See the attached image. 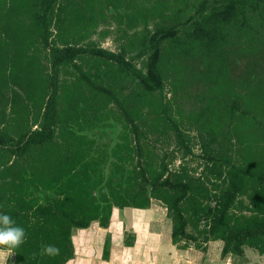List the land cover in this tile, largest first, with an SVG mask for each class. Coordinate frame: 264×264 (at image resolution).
Segmentation results:
<instances>
[{"label": "trees", "instance_id": "1", "mask_svg": "<svg viewBox=\"0 0 264 264\" xmlns=\"http://www.w3.org/2000/svg\"><path fill=\"white\" fill-rule=\"evenodd\" d=\"M0 115L7 264H67L75 230L153 201L182 250L264 256V0H0Z\"/></svg>", "mask_w": 264, "mask_h": 264}, {"label": "crops", "instance_id": "2", "mask_svg": "<svg viewBox=\"0 0 264 264\" xmlns=\"http://www.w3.org/2000/svg\"><path fill=\"white\" fill-rule=\"evenodd\" d=\"M126 209H114L108 227H101L95 222L88 229L75 230V258L67 264H198L200 255L205 257L207 264H247L246 254L242 257L229 255L223 257L227 260L219 259L221 263H215L219 256L216 251L209 249L207 254V251L194 247L182 250L173 243L172 225H169L167 233L154 232L150 209L133 208L132 212ZM159 226L160 222L156 220V229ZM213 243H216L214 247H220L219 251L222 250L220 241L208 245ZM11 258L13 256L7 258L6 264Z\"/></svg>", "mask_w": 264, "mask_h": 264}, {"label": "rangeland", "instance_id": "3", "mask_svg": "<svg viewBox=\"0 0 264 264\" xmlns=\"http://www.w3.org/2000/svg\"><path fill=\"white\" fill-rule=\"evenodd\" d=\"M102 30H105V28H103ZM98 32H100V30ZM99 34L100 33H97V34H95L92 37L93 38L92 41H91L92 43H94L95 45L100 46V47H102L104 49H107V50H110V51H114V52H118L119 45L117 43H115V40L112 37V35L108 36L105 39H102ZM171 89H172V85L168 83L167 86H166V91H165V95H166V97H167L168 100H171V96H172L170 94L171 93ZM3 120L4 119L0 115V125H3L4 126ZM118 128L121 129L120 126H118ZM103 134H105V133H103ZM103 134H101V137L103 136ZM112 137H114V135L112 133H109L108 135H105L104 136V140L105 141H109ZM163 149H165V148H163ZM173 149H174V147L169 148V152H172ZM200 153H201L200 146L196 143V145L194 147V153H193L194 155H190L188 158H186L187 165L189 166V168L191 169V171H193V172L195 171L196 172L195 173L196 175H198L201 172V168H200V166H201V163L200 162L201 161L198 160V155ZM176 157L177 158L175 160H172L170 162V169L177 170V169H179V167L183 163V156H182V154H178V155H176ZM152 204L153 205L150 208V210H151L150 216L152 217V227H153V231L154 232L156 231V232H159V233H167L168 228H169V225H172L171 224L172 221H171V219L168 216V210H167L166 206L163 203L159 202V201H153ZM127 209H128V212H130V211L132 212V210H133V208H127ZM126 210H124L122 212L123 216H124V213L126 212ZM120 218H121V216H120ZM160 219L162 221H160ZM118 220H119V218H118ZM156 220H159V222H160V226L157 229H156ZM168 220H169V222H168ZM162 225H164L165 227H163ZM213 244L214 245H212V246L211 245H208L207 246V250H206L207 252L206 253L208 254L209 249H210V251H213V252L216 251V253L220 257L217 256L218 259L216 260L215 263H221L220 260H223V259H226L227 260V258H223V256L221 255V251L222 250L219 251L220 250V247H214L216 243H213ZM179 247H181V245ZM191 247L193 248L194 246L191 245ZM221 247L223 248V245ZM245 254H246V257H247V258H245L246 261H247V264H264V258L261 259V256L259 254H257L255 251H253L251 249H247ZM198 262L199 263L201 262V264H207V261H206L205 257H202V255H200ZM211 264H214V263H211Z\"/></svg>", "mask_w": 264, "mask_h": 264}, {"label": "clouds", "instance_id": "4", "mask_svg": "<svg viewBox=\"0 0 264 264\" xmlns=\"http://www.w3.org/2000/svg\"><path fill=\"white\" fill-rule=\"evenodd\" d=\"M25 230L16 226L13 219L7 214H0V264H6L8 257L14 255V249L25 241ZM43 255L55 256L59 249L54 245H43Z\"/></svg>", "mask_w": 264, "mask_h": 264}]
</instances>
